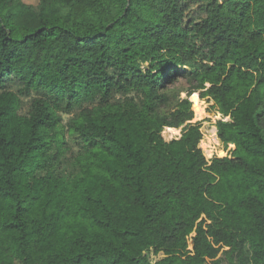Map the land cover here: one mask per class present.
<instances>
[{
    "label": "trees",
    "instance_id": "16d2710c",
    "mask_svg": "<svg viewBox=\"0 0 264 264\" xmlns=\"http://www.w3.org/2000/svg\"><path fill=\"white\" fill-rule=\"evenodd\" d=\"M190 2L0 0V264H264V0Z\"/></svg>",
    "mask_w": 264,
    "mask_h": 264
},
{
    "label": "rangeland",
    "instance_id": "374dc122",
    "mask_svg": "<svg viewBox=\"0 0 264 264\" xmlns=\"http://www.w3.org/2000/svg\"><path fill=\"white\" fill-rule=\"evenodd\" d=\"M25 3L29 4V5H37L38 4V0H23ZM187 14V19L186 22L189 21L190 22V27H193V24L199 21V18L202 16V12L199 11V7H198V3L195 2V0H191V2L189 3V8L186 12ZM193 32L189 35L187 42L189 45L192 46V48L195 49L196 44H198V41L192 36ZM187 66L184 67V69H190V66L193 67H198L201 64H207L208 61L205 57V53L203 51V49H198V51L196 52L195 56L192 58H188L187 60ZM146 66V65H145ZM181 69V68H179ZM186 84L183 80V78H180L179 83L177 84V90H183L185 89ZM13 91L17 90L16 86H11ZM39 96L38 93L35 92H31V94L29 96H25V95H21L20 98L24 103V109H26V106L28 103V101L33 98ZM180 96L183 98H186V95L184 92H180ZM195 96V95H192ZM192 96L190 97V99L195 103V108H194V119L192 122L196 121L199 122L200 124V129L201 132L203 133V137L199 143V146L202 148L203 153L205 155L206 158L210 159L212 158L214 155H216V153L219 152L220 147H221V143L220 140L218 139L217 135H216V127H215V121L216 120H223V121H229L228 117H223L221 114L219 113H215L213 110L209 109V105L211 103L205 102L203 100H200L196 97V100L192 99ZM77 112V109L66 113L64 111L59 112L62 120H63V124H66L68 122V120ZM188 127L187 123H184L182 125H180L178 127L179 133L178 135H174L171 138H166L163 133L161 132V135L163 137V139L165 141H169L171 139H175V138H179L182 131L184 129H186ZM215 128V134H212V128ZM68 147L71 149V151H75L77 149V144L74 141L69 140L68 141ZM69 153V152H68ZM211 153V155L209 156L208 154ZM66 158H63L61 160V162L59 163V168H58V172L61 173H65L68 169V162L65 161Z\"/></svg>",
    "mask_w": 264,
    "mask_h": 264
}]
</instances>
